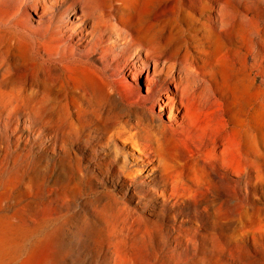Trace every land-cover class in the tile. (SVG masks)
I'll return each instance as SVG.
<instances>
[{
    "label": "bare ground",
    "instance_id": "6f19581e",
    "mask_svg": "<svg viewBox=\"0 0 264 264\" xmlns=\"http://www.w3.org/2000/svg\"><path fill=\"white\" fill-rule=\"evenodd\" d=\"M14 1H19L14 9L5 4L0 6V22L6 24L15 19L12 26L25 30L30 21L36 20V24L49 31L47 41L38 48V58L43 64L54 65L37 68L41 77H36L29 45L20 39H10L15 57L30 66L34 84L9 87L7 81L22 74L17 70L8 71L0 80V94L17 91L28 98H38L29 111L42 124L33 129L49 140L54 153L58 145L59 149L63 148L59 164L70 167L74 175L80 176L83 163L88 161L94 163L103 179L115 176L130 181L137 175L128 171L129 159L125 152L141 165L143 158L146 163L158 161L157 169H148L155 173L141 176L140 184L131 192L124 190L128 186L121 183L115 185L118 192L105 189L108 200L101 220L87 219L78 229L80 234L87 235L94 245L103 238H114L119 247L123 245L132 250L128 257L133 261L137 259L134 255L137 242L141 244L140 249L142 242L144 248L145 243H152L155 238L167 239L161 221L177 222L179 214L191 227L181 232L174 230L172 237L177 242L173 246L195 245L207 232L235 233L238 229L240 233L234 238V244L226 249L228 264L235 260V248L245 251L248 243L254 253H249V257L245 254L248 262L242 259L239 264L251 263V258L264 255V145L257 137L255 126L258 112H261L259 117L264 115V23L261 21L264 0H253L252 5L244 0H158L156 4H150L153 0H127L128 5L119 0L112 5H108V0ZM6 3L12 4V0ZM237 4L242 7L238 8ZM59 7L64 14L63 23L55 26L54 10ZM106 8L113 12L117 8L116 12H120L117 21L121 26H112V29L113 33L120 34L122 60L109 58L117 47L116 40L104 43L102 36L96 39L89 58L110 59L116 71L127 68L128 78L122 75L118 79L112 74L106 80L95 76L97 83L92 85L83 76V66L64 63L60 46L48 43H59L67 37L68 29L74 38L81 35L87 36V40L93 38L94 31L111 27L101 23ZM70 17L75 22H68ZM168 24L181 33L175 43L168 40L173 34L167 29ZM131 49L128 55L124 54ZM225 71L227 74L223 75ZM140 77H144L143 96L138 94ZM222 86L238 100L239 107L235 109L231 127L223 124L220 131L228 129V132L209 141L210 149L197 155L195 151L200 152L204 141L197 142L199 138L206 139L208 120H214L217 106L222 110L223 93L219 92ZM240 97H243L241 101ZM164 114L166 121L162 122ZM27 123L30 128L35 122L28 116ZM94 133L101 137L98 145L107 149L101 155L90 142ZM118 140L124 147L122 154L114 148ZM174 142L188 146V155L184 158L190 164L189 173L185 172L183 159L176 157ZM81 147L93 155L84 157L79 152ZM73 153L75 156L71 158ZM99 157L104 158L94 161ZM85 168L90 170L88 165ZM76 186L80 188L78 182ZM129 193L131 197L151 193L156 201H161L162 207L153 214L155 221L145 219L140 211L129 207ZM190 201H195V206L184 211ZM66 203V192L54 189L47 192L43 201L27 203L25 208L32 206L30 211L34 216L53 215ZM168 209L174 212L168 215ZM123 212L129 216L123 217ZM200 217L209 219L211 230L203 227ZM16 221L27 223L29 219L22 210L11 218H0L1 226L7 230L13 229ZM55 246L53 239L39 240L23 264H54ZM6 252L0 251V264ZM131 260L129 264L133 263Z\"/></svg>",
    "mask_w": 264,
    "mask_h": 264
},
{
    "label": "rangeland",
    "instance_id": "374dc122",
    "mask_svg": "<svg viewBox=\"0 0 264 264\" xmlns=\"http://www.w3.org/2000/svg\"><path fill=\"white\" fill-rule=\"evenodd\" d=\"M119 1L121 4L124 3L125 5H128L127 0ZM244 1L249 4L251 3L250 5H252L256 0ZM114 2L115 0H108V5H112ZM157 2L158 0H153L150 4H156ZM2 4L7 5L10 9H14L18 6L19 1L12 0L11 4L6 3V0H0V6ZM237 6L238 8L242 7L241 4H237ZM61 9L62 8L59 7L54 10L53 24L55 26H59L63 23L62 20L64 14ZM115 10L117 11L118 9L115 8ZM104 11L106 13L101 23L105 27H111L101 29L96 32L94 31L93 38H88L87 40V36L82 35L78 38H74L73 33H71L70 29H68L67 37L62 38L59 43H48L50 46H60L59 51L64 57V59H62L64 63L70 62L83 66L82 68H85L83 76L85 75L92 85L97 83L95 76L106 80H109L112 74L118 79L122 78V75H124L126 79L128 78L127 68H124L123 70L120 68L116 71V68L110 59L98 61L89 58L94 50L93 47L96 46V39H98L99 36H102L104 43L109 44L112 43L111 41L116 40L115 44H117V47L115 48L114 53L109 54L111 55L109 58H111V60H122V41L119 39L120 34L113 33L112 29V26H121L117 21V17H120V12H113L110 8H106ZM67 20L70 23L75 22L71 17ZM14 21H10L11 23L9 22L6 24H2L0 22V80L4 79L8 71L17 70V72L22 74V76L12 77L11 82L7 81V86L12 87L16 84V87L21 88L31 83L34 84V79L31 75L30 66L15 57L13 49L10 47V39H20L29 45L31 51L30 56L34 61L32 67L36 70L37 68L40 69L46 65H54V63L43 64L37 55L39 46L47 41L49 31H46L44 27H40V25L36 24V20L30 21L27 29L19 30L12 26ZM261 21L264 23V18L261 19ZM167 26V29L173 32L171 38L168 40L175 43L177 38L178 40L180 39L181 33L173 30L172 25L168 24ZM76 33L77 31H75V34ZM183 35L185 37L187 33ZM132 49L128 50L124 54L128 55L127 53H130ZM225 74H227L226 71L223 75ZM35 76L41 77V73L37 70V75ZM139 80L140 82L137 85L139 88L138 94L143 96L145 94L143 86L144 77H140ZM221 80L222 79H220V81ZM263 86L264 84L262 85V88L264 89ZM219 92L223 93L222 97L224 101L222 100V110L220 109L221 107L217 106L214 120H208L209 124L207 125L206 139L202 140L199 138L197 142V144H199L201 141H204L201 145L200 152L195 151L197 155L210 149L212 144L208 143L209 141L224 135L225 132H228V129H224L222 133H220L223 124L229 128L231 127L230 122L237 111L235 109L239 107L238 100L231 97L230 92H228L224 86L220 88ZM242 98L243 97H240V101ZM37 102L38 98H28L24 95V93L17 91L10 92L7 95L0 94V133L3 134V136L0 135V218H11L16 211L22 210L27 219H29L27 223H18L16 221V227L14 224L12 226L13 229L11 230H7L0 224V251L2 249L7 251V254L3 255L1 258V264H23L38 241L41 239L54 240L56 245V257L54 264H126L127 262L129 264L131 258L128 256H130L129 254L132 253V250L130 251L122 245V248H124V250L126 249V251H124L121 247H119V244L114 241V238L107 237L103 238L98 245H94L91 239L87 235L80 234L78 229L84 224V222H86L87 219L92 222H98L101 220V217L103 216L104 203L108 200L104 194L105 189L118 192L119 189L115 185L121 183L120 185L128 186V188L125 187L124 190L131 192L136 185L140 184L141 176H145L147 173H155L149 172L148 169L151 167L157 169L158 161L146 163V159L143 158V164L141 165V163L134 161L131 158V155L125 152L129 159L128 171L133 175H137L136 177L130 179V181H127L124 177L118 178L115 176H112L109 179H103L98 172V169L95 168L94 163L90 164L88 161L83 163L84 169L81 175H74L70 167L62 166L58 162V159L63 156V148L59 149L58 145L54 153V150L49 144V140L43 138L37 129H33L36 125L42 124V120L37 119L36 115L29 111L30 107L33 104L36 105ZM116 105L119 106L118 102H116ZM127 109L130 110L128 107ZM260 114L261 112H258L255 126L258 134L257 137L262 145H264V115L259 117ZM28 116H31V119L35 122L34 125L30 126V128H28L29 124L27 123ZM222 119L226 122L224 123ZM161 121H166L165 114L163 115ZM99 140H101V137L97 135V133H94L90 142L93 146H97L95 147L96 153L101 155L104 151L107 152V149L105 146L98 145ZM46 145H49V147L47 148ZM173 146L176 157L183 159L186 163L185 172L189 173L190 164L187 163V160L184 158L188 155V146L178 142H174ZM81 148L82 149L79 152L83 154L84 157L88 158L93 155L91 151H87L88 153H85V150H83L85 148ZM114 148L116 152L121 154L124 152V147L119 140L116 141V144H114ZM129 150L134 152L136 156L139 155L134 149L130 148ZM74 156L75 155L73 153L70 157L74 158ZM103 158L104 157L94 158V161L99 162ZM86 165L89 166L90 170L85 168ZM229 180L234 181V179L230 178ZM77 182L80 184L79 189L75 188L77 187ZM101 183L103 185H101ZM54 189L65 191L67 194V203L59 206L60 208H57L55 214H35L34 216V214H31L30 211L33 208L32 206H30V208H25L27 203L31 204L32 202L43 201L47 192ZM131 195L132 194L129 193L127 199L129 207L133 210L140 211L145 219H152L155 221L156 217H154L153 214H155V212L162 207L161 201H156V197L151 195V193L141 195L142 197H131ZM141 205L143 206V209L140 207ZM194 206L195 201L187 202L184 211H188L187 208L192 209ZM173 212L174 211L172 209H168L167 214L170 215ZM122 216L127 217L129 215L123 212ZM176 218L178 219L177 222L170 220L161 221L162 226L164 225L163 227L165 229L163 228V231L167 239H161L159 237L155 238L152 243H145L144 248L142 242V248L140 249L139 246H141V244H139L140 242H137V247L135 248L136 250L134 249L136 252L133 250L135 252V254H133L137 255V259L133 261L131 260V262L134 264L136 262V264L229 263L227 261L229 256L226 253V249L228 246L232 247L234 244V238L236 239L240 233L238 229L235 230V233H228L226 231L219 230L213 234H211L212 231L210 233L207 232L205 237L194 243L195 245L191 243L190 245L182 244L181 246H173L177 242V239L172 237L174 230L181 232L183 229H189L191 227L189 223H185L184 216L178 214ZM191 220L196 223L194 217H192ZM200 220L203 223V227L211 230L209 219L200 217ZM201 232H205V229ZM189 235L190 234H188V237H191V235ZM224 242L226 244H224ZM169 245L171 246V249ZM235 249V260L231 264H239L242 259H245V261L248 262V257L251 253V255L254 253V249L249 243L245 251L239 247ZM237 251L238 253H236ZM245 254L248 255V257H245ZM126 257L130 259L128 260ZM263 258L264 255L262 254L257 259L251 258L253 261L248 264H256L257 262V264H264ZM142 259H144V261ZM201 259L202 261H199ZM212 259L214 260L212 261Z\"/></svg>",
    "mask_w": 264,
    "mask_h": 264
}]
</instances>
